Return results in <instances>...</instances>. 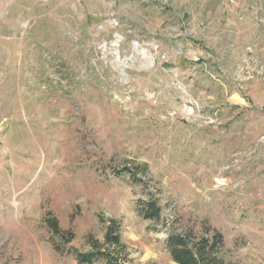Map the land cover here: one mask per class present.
I'll return each instance as SVG.
<instances>
[{"label": "rangeland", "instance_id": "1", "mask_svg": "<svg viewBox=\"0 0 264 264\" xmlns=\"http://www.w3.org/2000/svg\"><path fill=\"white\" fill-rule=\"evenodd\" d=\"M47 212L78 251L117 221L127 264L206 227L264 264V0H0V264H77Z\"/></svg>", "mask_w": 264, "mask_h": 264}, {"label": "trees", "instance_id": "2", "mask_svg": "<svg viewBox=\"0 0 264 264\" xmlns=\"http://www.w3.org/2000/svg\"><path fill=\"white\" fill-rule=\"evenodd\" d=\"M137 171L146 175L147 168L138 166ZM125 172L133 182L141 183L146 188V183L136 177V173L131 174L127 168L121 170V173ZM137 212L144 220L159 222L161 208L158 198L154 194H149L147 199L139 200ZM41 223L50 234L54 251L61 254H72L77 264L128 263L127 249L120 238L119 223L113 219H109L107 222L102 221L105 223L102 241H98L92 236L86 237L85 245L88 249L85 251L68 247L74 238L73 232L63 231L51 212L44 214ZM165 244L174 264H225L219 256V252L223 248V237L215 229L206 227L200 233L191 229L183 232L170 231L165 239Z\"/></svg>", "mask_w": 264, "mask_h": 264}]
</instances>
